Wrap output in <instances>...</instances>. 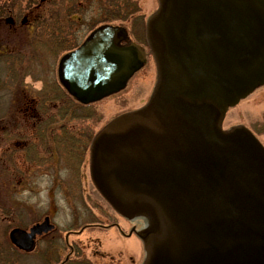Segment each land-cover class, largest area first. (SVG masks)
Returning <instances> with one entry per match:
<instances>
[{
    "label": "water",
    "instance_id": "95a60500",
    "mask_svg": "<svg viewBox=\"0 0 264 264\" xmlns=\"http://www.w3.org/2000/svg\"><path fill=\"white\" fill-rule=\"evenodd\" d=\"M146 23L157 67L147 103L93 137L90 173L122 216L146 218L145 264H264V145L227 109L264 85V0H158ZM146 50L120 25L93 30L59 61L84 104L124 89ZM49 217L13 228L25 250L53 229Z\"/></svg>",
    "mask_w": 264,
    "mask_h": 264
},
{
    "label": "rangeland",
    "instance_id": "374dc122",
    "mask_svg": "<svg viewBox=\"0 0 264 264\" xmlns=\"http://www.w3.org/2000/svg\"><path fill=\"white\" fill-rule=\"evenodd\" d=\"M47 1L46 7L35 11L40 16L30 31L26 28L30 22L26 17L23 24L13 25L6 19L0 23V39L20 41L23 45L21 51L0 54V123L12 112L13 102V110L19 109L22 113L18 116L21 124L17 125L9 117L11 127L6 130L0 126V264H145L149 247L138 234L143 235L150 226L142 216L133 218L140 223L136 237L127 236L131 233L129 224L117 214L113 218L125 230V235L115 228L96 226L79 233L72 231H80L85 223H96L106 217L102 215L106 209H100L95 203L98 193L94 192L90 173L89 145L94 135L117 115L147 103L158 80L155 59L145 37L147 19L158 9V0H133L140 8L138 16L128 14L125 19L118 18L120 13L116 10H121V2L129 0ZM35 2L0 0V14L8 10H12L9 14L19 10L28 13ZM29 17L31 20L32 15ZM103 25L124 27L128 41H136L146 48L149 54L146 63L123 90L94 104L78 105L63 92L54 99L50 86L58 87L60 83L57 72L60 59ZM23 85L25 91L32 92L29 99L35 96L36 101L29 103L23 97L14 101L16 90ZM64 97L65 104H71L78 117L46 118L35 127L34 121L38 118L23 111L30 105L48 112L45 101L59 108ZM66 122L76 128L70 129L71 134L61 126ZM237 125L250 128L264 145V85L227 109L223 128ZM82 136L89 143L86 154L83 144L79 145L84 143ZM76 155L81 158L75 159ZM82 175L87 176L92 189L94 208L82 197ZM89 186L85 189L89 190ZM45 216L50 217L56 229L39 238L36 248L22 251L12 244L9 233L13 228H29ZM105 222L109 221L105 219Z\"/></svg>",
    "mask_w": 264,
    "mask_h": 264
},
{
    "label": "flooded vegetation",
    "instance_id": "af4514ba",
    "mask_svg": "<svg viewBox=\"0 0 264 264\" xmlns=\"http://www.w3.org/2000/svg\"><path fill=\"white\" fill-rule=\"evenodd\" d=\"M37 2H35V6H33L31 9H29V10H27V11H29L28 13H24V12H22V11H18V12H14L13 11V13H10L9 14V12L10 11H12V10H8V11H6V13L5 14H0V23L2 22V21H4V19H6V22H8V20L9 21H11L12 22V24L14 25V24H16V23H18V22H20L21 24H23L24 22V20H26V18L27 19H29L28 21H30L29 22V24H27L26 25V28H27V31H30L32 28H33V25L35 24V23H37L38 22V18H39V16L38 15H36V12L35 11H37V10H39L41 7H46L48 4H49V2L47 1V0H36ZM15 5H17L16 3H14ZM30 15H32V18H31V20H30ZM26 17V18H25ZM31 33H32V31H31ZM145 37H146V33H145ZM3 38V37H2ZM8 40L9 39H7V40H4V39H0V54H2V53H6V52H16V51H21L22 50V47H23V45H22V43L20 42V41H15V42H8ZM136 42V41H135ZM146 42H147V37H146ZM139 44V43H138ZM147 44H148V42H147ZM80 45V44H79ZM78 45V46H79ZM141 45V44H140ZM78 46H76L75 48H77ZM145 50H146V48L143 46V45H141ZM74 49V48H73ZM73 49H71V50H73ZM71 50H69V51H71ZM147 52V51H146ZM147 54H148V52H147ZM149 55V54H148ZM147 55V56H148ZM147 56H146V58H147ZM57 72H58V70H57ZM58 80H59V82H60V79H59V76H58ZM60 85H61V87H60ZM22 88H20V89H17L16 90V92H15V95L13 96V99H14V101H15V99H18V98H21V97H23L25 100H28V102L30 103L31 101H36V100H33V99H35V96L32 98V99H29V97H30V95H31V93L32 92H29V91H25V89H26V86H21ZM50 88L52 89L51 90V93H50V95L55 99V97L56 96H58L59 94H65L67 97H71L70 95H69V93L67 92V90L65 89V87H64V85L60 82L59 83V85H58V87H52V86H50ZM63 90V91H62ZM65 91V92H64ZM63 92V93H62ZM73 99V98H72ZM73 101H75L74 99H73ZM38 102H39V100H38ZM75 103H78L79 105H83V106H88V105H90V104H82V103H80V102H78V101H75ZM36 105H37V103H35ZM45 105L44 106H46L47 107V111L48 112H43V110H41V108H34V107H32V106H30L29 105V107L28 108H26L25 110H23L25 113H29V114H31V117H37L38 119L37 120H35L34 121V123H35V127L38 125V124H42L43 123V121L46 119V118H48V119H50V118H52V117H55V116H63V117H66V116H69L70 118H73L74 117V115H76V112L77 111H72V112H68V111H65L64 113H63V110H60L59 108H54L52 105H50V102H48V101H45V103H44ZM34 106V105H33ZM38 106V105H37ZM15 107V102H13L12 103V105H11V108H10V111H12V112H9L6 116H7V118H8V120H9V117H13V116H16L17 117V121L20 123V121H19V117L18 116H20L22 113H20V110L19 109H17V110H13V108ZM67 110V109H66ZM23 114V115H26V114ZM76 117H78V115H76ZM7 118L5 117V119H3L2 120V122L0 123V126H2L4 129H6V130H8L10 127H11V125L9 124L10 122H8V120H7ZM68 121H70V120H68ZM18 122H17V125H18ZM21 124V123H20ZM61 126H63V128H64V130L67 128V129H75L76 130V128L74 127V126H69L68 125V122H66V124H63V125H61ZM60 126V127H61ZM85 132H87V131H85ZM86 137L88 138V135H86ZM85 137V140L83 139L84 138V136H82V139L84 140L83 142L84 143H79V145L81 146L82 144V146H84L83 147V151H84V154H86L85 153V151H86V148L88 147V145L87 144H89V143H87L88 141H87V138ZM87 141V142H86ZM91 145V144H90ZM90 145H89V149H90ZM80 155H82V152L81 151H77ZM74 154V153H73ZM77 157V158H76ZM75 159H78V158H81V157H79V156H75L74 157ZM82 178H83V181H82V186H81V194H82V197H83V199H84V201L86 202V204L88 205V206H90L91 208H94V200L93 199H91V195H92V189H91V187L88 185V182H87V176L86 175H82ZM82 180V179H81ZM94 184V183H93ZM86 186H89V190H86L85 189V187ZM95 189H94V192H97L98 193V198H97V202L95 201V203H97V207H100V209H106V210H104V212L102 213V215L103 216H106L105 217V219L107 220V221H109L108 223H106L105 222V219H103V218H101V219H99V221L98 222H96V223H89V222H87V223H85L84 225H83V227H82V229L80 230V231H72V232H74V233H79V232H81V231H84L85 229H87V228H91V227H94V226H96V228H99V229H112V228H115V229H117L119 232H121L122 233V235H125V230L121 227V225L116 221V220H114V215L113 214H117L118 216H121L124 220H126L127 221V223L129 224V229H130V231H131V233H129V234H127V236L128 237H130L131 235L133 236H135L136 237V233H137V227H139V222H137V220H135V219H129V218H126V217H124V216H122L121 214H119L104 198H103V196L100 194V192L97 190V188L95 187V185L93 186ZM93 200V201H92ZM102 216V217H103ZM45 217H49V216H45ZM44 217V218H45ZM50 218V217H49ZM135 220V221H134ZM42 221V220H41ZM41 221H38V222H41ZM38 222H36V223H38ZM50 223H52L53 225H54V227H53V229L51 230V232H48V233H44V234H42V235H38L37 237H36V239H35V244H34V247L36 248V246H37V241H38V239L39 238H41V237H43V236H46L47 234H50V233H52V232H54L55 231V229H56V225L54 224V222H52L51 221V219H50ZM23 229H25V228H23ZM30 229V227L29 228H26L25 230H29ZM140 230V229H139ZM139 236V235H138ZM140 237V236H139ZM137 239H138V237H137ZM139 240V239H138ZM141 241H143L142 239H140ZM139 240V241H140ZM19 250H22V249H20L19 248ZM22 251H24V250H22ZM68 258V257H67ZM69 259V258H68ZM66 261H67V259H65L64 260V262L63 263H66Z\"/></svg>",
    "mask_w": 264,
    "mask_h": 264
},
{
    "label": "trees",
    "instance_id": "16d2710c",
    "mask_svg": "<svg viewBox=\"0 0 264 264\" xmlns=\"http://www.w3.org/2000/svg\"><path fill=\"white\" fill-rule=\"evenodd\" d=\"M120 11H118V10H116V12H119L120 13V15H119V13H118V18H121V19H125L126 17L125 16H127L128 14H134V16L135 17H137L138 15V12H139V7H138V5H137V2L136 1H133V0H129L128 2H126V3H123V2H121L120 3ZM118 7V8H119ZM113 9H117V7L116 6H114L113 7ZM115 12V13H116ZM62 95V94H61ZM68 100V99H67ZM62 101H63V104L62 105H60V106H58L59 107V109L60 110H63V113L65 112V111H68V112H72V111H77V110H74L73 108H72V106H71V104L69 105V104H65L66 103V98L64 97V98H62ZM72 103V102H71ZM78 104V103H77ZM74 105V104H73ZM79 105V104H78ZM75 106V105H74ZM71 107V108H70ZM67 109V110H66ZM63 117V116H62ZM74 117H76V115H74ZM12 117H10V119H11ZM13 118H14V122H18L17 121V117L16 116H13ZM10 119H9V122L11 123V121H10ZM2 122V121H1ZM64 132H65V130H64ZM66 132L67 133H70L71 134V131H70V129H66Z\"/></svg>",
    "mask_w": 264,
    "mask_h": 264
},
{
    "label": "bare ground",
    "instance_id": "6f19581e",
    "mask_svg": "<svg viewBox=\"0 0 264 264\" xmlns=\"http://www.w3.org/2000/svg\"><path fill=\"white\" fill-rule=\"evenodd\" d=\"M141 220H142V218H141Z\"/></svg>",
    "mask_w": 264,
    "mask_h": 264
}]
</instances>
